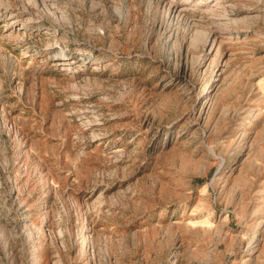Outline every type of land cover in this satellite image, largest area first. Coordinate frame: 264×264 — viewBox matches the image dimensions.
Returning a JSON list of instances; mask_svg holds the SVG:
<instances>
[{
  "label": "rangeland",
  "instance_id": "1",
  "mask_svg": "<svg viewBox=\"0 0 264 264\" xmlns=\"http://www.w3.org/2000/svg\"><path fill=\"white\" fill-rule=\"evenodd\" d=\"M0 264H264V0H0Z\"/></svg>",
  "mask_w": 264,
  "mask_h": 264
}]
</instances>
